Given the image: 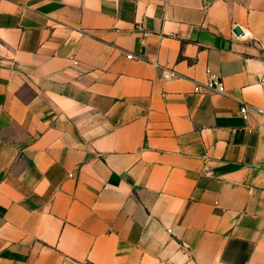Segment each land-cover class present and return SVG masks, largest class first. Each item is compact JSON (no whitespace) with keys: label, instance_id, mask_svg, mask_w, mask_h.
<instances>
[{"label":"crops","instance_id":"obj_1","mask_svg":"<svg viewBox=\"0 0 264 264\" xmlns=\"http://www.w3.org/2000/svg\"><path fill=\"white\" fill-rule=\"evenodd\" d=\"M263 106L264 0H0V264H264Z\"/></svg>","mask_w":264,"mask_h":264},{"label":"built area","instance_id":"obj_2","mask_svg":"<svg viewBox=\"0 0 264 264\" xmlns=\"http://www.w3.org/2000/svg\"><path fill=\"white\" fill-rule=\"evenodd\" d=\"M245 35L248 36L249 33H246ZM129 58H132V56H129ZM204 87L209 92H217V93H224L225 92L224 84L221 81H219L215 76H211L210 79L207 81V83L204 85ZM200 89L201 88L199 85L195 86V92H199ZM253 109L257 115L264 118V106L263 107H254ZM248 110H249V106H247V105H244L241 108V113H242L244 118H247L248 112H249Z\"/></svg>","mask_w":264,"mask_h":264}]
</instances>
